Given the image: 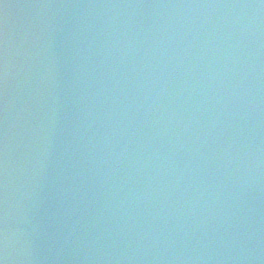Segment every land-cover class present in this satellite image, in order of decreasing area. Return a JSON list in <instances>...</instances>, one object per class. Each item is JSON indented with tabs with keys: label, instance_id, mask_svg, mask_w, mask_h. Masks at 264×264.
<instances>
[{
	"label": "water",
	"instance_id": "1",
	"mask_svg": "<svg viewBox=\"0 0 264 264\" xmlns=\"http://www.w3.org/2000/svg\"><path fill=\"white\" fill-rule=\"evenodd\" d=\"M0 261L264 264V0H0Z\"/></svg>",
	"mask_w": 264,
	"mask_h": 264
},
{
	"label": "clouds",
	"instance_id": "2",
	"mask_svg": "<svg viewBox=\"0 0 264 264\" xmlns=\"http://www.w3.org/2000/svg\"><path fill=\"white\" fill-rule=\"evenodd\" d=\"M0 264H3V261H0Z\"/></svg>",
	"mask_w": 264,
	"mask_h": 264
}]
</instances>
